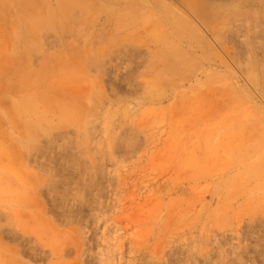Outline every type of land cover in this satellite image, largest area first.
I'll use <instances>...</instances> for the list:
<instances>
[{
	"label": "rangeland",
	"instance_id": "rangeland-1",
	"mask_svg": "<svg viewBox=\"0 0 264 264\" xmlns=\"http://www.w3.org/2000/svg\"><path fill=\"white\" fill-rule=\"evenodd\" d=\"M12 263L264 264V0H0Z\"/></svg>",
	"mask_w": 264,
	"mask_h": 264
},
{
	"label": "bare ground",
	"instance_id": "bare-ground-1",
	"mask_svg": "<svg viewBox=\"0 0 264 264\" xmlns=\"http://www.w3.org/2000/svg\"><path fill=\"white\" fill-rule=\"evenodd\" d=\"M89 1V0H88ZM10 151V150H9ZM35 189V188H34ZM13 192V191H12ZM37 251V250H36ZM14 262H16V261H14ZM12 264H14V263H12Z\"/></svg>",
	"mask_w": 264,
	"mask_h": 264
}]
</instances>
